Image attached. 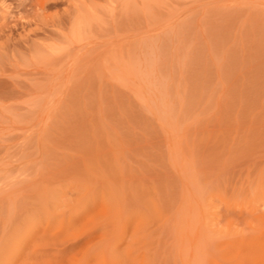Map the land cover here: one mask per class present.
Returning <instances> with one entry per match:
<instances>
[{"label":"rangeland","instance_id":"374dc122","mask_svg":"<svg viewBox=\"0 0 264 264\" xmlns=\"http://www.w3.org/2000/svg\"><path fill=\"white\" fill-rule=\"evenodd\" d=\"M0 264H264V0H0Z\"/></svg>","mask_w":264,"mask_h":264}]
</instances>
